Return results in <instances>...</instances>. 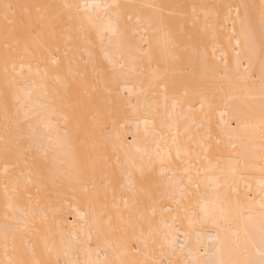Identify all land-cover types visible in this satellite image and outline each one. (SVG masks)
<instances>
[{
  "label": "bare ground",
  "instance_id": "1",
  "mask_svg": "<svg viewBox=\"0 0 264 264\" xmlns=\"http://www.w3.org/2000/svg\"><path fill=\"white\" fill-rule=\"evenodd\" d=\"M262 262L264 0H0V264Z\"/></svg>",
  "mask_w": 264,
  "mask_h": 264
},
{
  "label": "snow or ice",
  "instance_id": "2",
  "mask_svg": "<svg viewBox=\"0 0 264 264\" xmlns=\"http://www.w3.org/2000/svg\"><path fill=\"white\" fill-rule=\"evenodd\" d=\"M10 7V5H5V8H9ZM6 19H7V17H6ZM262 264H264V262H262Z\"/></svg>",
  "mask_w": 264,
  "mask_h": 264
}]
</instances>
